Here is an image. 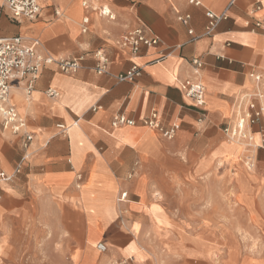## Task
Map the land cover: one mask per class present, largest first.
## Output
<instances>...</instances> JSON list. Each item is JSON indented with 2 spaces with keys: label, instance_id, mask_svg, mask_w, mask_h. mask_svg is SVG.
<instances>
[{
  "label": "crops",
  "instance_id": "obj_1",
  "mask_svg": "<svg viewBox=\"0 0 264 264\" xmlns=\"http://www.w3.org/2000/svg\"><path fill=\"white\" fill-rule=\"evenodd\" d=\"M198 1L38 0L37 20L17 24L0 0L1 38L37 40L40 52L54 58L83 57L73 74L45 66L29 97L19 86L12 91L34 140L24 152L19 135L0 125V174L9 178L0 180V262L264 264V149L228 146L221 131L237 95L254 90L250 72L264 70L263 31L255 27L257 21L264 27V0H235L230 7L231 0ZM102 6L114 21L93 11ZM226 9L227 19L205 36L206 11ZM181 15L190 16L187 26L177 21ZM140 26L159 44L133 56L118 42ZM97 50L109 60L102 75L95 71ZM192 59L202 63L203 125L183 93ZM133 64L140 75L118 82ZM49 89L57 99L45 95ZM151 112L160 128L179 126L173 139L143 124ZM117 114L134 125L113 128ZM247 155V171L220 177L211 171Z\"/></svg>",
  "mask_w": 264,
  "mask_h": 264
},
{
  "label": "built area",
  "instance_id": "obj_2",
  "mask_svg": "<svg viewBox=\"0 0 264 264\" xmlns=\"http://www.w3.org/2000/svg\"><path fill=\"white\" fill-rule=\"evenodd\" d=\"M235 0H231L230 7ZM190 5L200 6L198 0H188ZM3 7L8 12L10 19L20 24L23 21L34 22L40 14V6L38 0H3ZM82 7L89 8L86 1L82 2ZM97 14L107 19L114 21L115 15L105 6L93 9ZM58 16L59 12L55 11ZM207 24L204 28V35L211 36L217 26L227 19V9L221 14H215L211 11H206ZM189 15H181L177 17V21L183 26H187ZM88 18L82 19L81 31L86 33ZM256 28L263 31L264 27L257 21ZM188 35L191 41L197 40V36L192 30H188ZM159 44L158 37L152 35L150 31L140 26L123 35L118 42V45L127 48L133 56H137L142 47H154ZM262 51L264 52V41ZM96 65L95 71L98 75L106 73L109 63L107 55L102 50H97L93 53ZM169 54L162 55L153 62H159L168 57ZM83 61V57L76 58H54L49 55H43L40 52V43L37 40L27 39L21 36L0 37V125L2 130L9 131L12 135H19L21 149L26 152L31 146L34 135L27 130L26 122L21 117L14 105L11 102L12 91L15 87H21L24 95L29 97L34 90V85L39 77L41 70L48 65H56L58 70L64 74H73L77 72ZM191 74L183 83V93L191 102L193 107L198 110L197 124L203 125L207 121V111L205 102V88L201 82L199 75L202 69V63L198 59L190 61ZM140 68L133 64L127 71L116 76L118 82H132L140 75ZM249 78L254 84V90L251 93L239 94L235 98L233 112L230 121L225 124L221 131L223 135L230 141L244 145L249 151H257L264 149V92L262 89V81L264 79V70L262 72L252 70ZM15 84V85H14ZM45 95L50 99H57L59 94L57 91L49 89ZM94 110V108L92 109ZM157 115L151 112L148 118L143 120V124L151 129H156L166 139H173L179 126L171 125L168 129L159 127L156 121ZM79 119L72 123L76 126ZM262 123V125H260ZM134 122L126 119L123 115L117 114L112 118L111 126L118 128L121 126H133ZM255 127H258L257 129ZM61 133L65 134L67 127L57 125ZM258 134V140L255 134ZM249 167L251 162L248 161ZM8 177L0 174V180H7ZM126 193L120 195V200H124ZM99 252H105L106 247L103 244L96 246Z\"/></svg>",
  "mask_w": 264,
  "mask_h": 264
},
{
  "label": "rangeland",
  "instance_id": "obj_3",
  "mask_svg": "<svg viewBox=\"0 0 264 264\" xmlns=\"http://www.w3.org/2000/svg\"><path fill=\"white\" fill-rule=\"evenodd\" d=\"M224 136V135H223ZM224 139L227 141L228 146H236V147H245L244 145L241 144H235V143H231L225 136ZM245 151L248 152V149L244 148ZM251 151H249L250 153ZM248 155L245 158H241L238 160L237 163H228V164H219L216 167H213V169H211V171L213 173H215V175L217 177H220L221 175H223L224 173H229V172H234V171H238V170H244L247 171V168L249 167V163H248ZM212 173V174H213ZM207 177V176H206ZM214 175H212V178L209 180H206L207 182V186H213L214 184V179H213ZM227 230V234H229L230 232V228L225 229ZM238 230V229H237ZM238 232H240L239 234H242V236L246 235V232L244 229H239ZM92 246H95L94 244ZM35 261L30 260L28 261L27 259L21 258L18 259V261L16 263H11V261H1L0 264H34ZM42 263V260H41Z\"/></svg>",
  "mask_w": 264,
  "mask_h": 264
},
{
  "label": "bare ground",
  "instance_id": "obj_4",
  "mask_svg": "<svg viewBox=\"0 0 264 264\" xmlns=\"http://www.w3.org/2000/svg\"><path fill=\"white\" fill-rule=\"evenodd\" d=\"M231 143H235V142H231ZM227 144V143H226ZM235 144H238V143H235ZM100 262H101V260H100Z\"/></svg>",
  "mask_w": 264,
  "mask_h": 264
}]
</instances>
